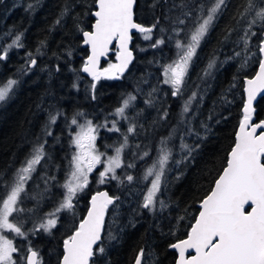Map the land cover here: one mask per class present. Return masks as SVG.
Masks as SVG:
<instances>
[{
	"label": "trees",
	"instance_id": "obj_1",
	"mask_svg": "<svg viewBox=\"0 0 264 264\" xmlns=\"http://www.w3.org/2000/svg\"><path fill=\"white\" fill-rule=\"evenodd\" d=\"M208 2L137 0L135 19L145 27L155 25L151 39L136 34L135 60L127 72L119 79L95 82L81 72L89 53L82 45V32L93 26L95 0H0V51L8 50L7 58L0 60V85L18 81L9 98L0 102V176L10 179L37 143H43L47 153L46 162L37 166L28 182L29 198L23 207L31 211L20 216L28 237L14 236L22 263L32 247L42 264H60L63 241L84 217L91 194L106 187L115 203L109 206L101 241L105 253L94 257L95 264H133L141 249L142 264H175L177 252L170 245L188 235L199 213V203L226 166L243 118L244 78L255 73L261 58L259 44L264 25H253L251 31L256 35L245 49L241 38L247 24L240 19L245 0H226L193 57L182 92L172 95L171 87L162 82L161 67L174 57L175 48L169 38H176L174 30L184 29L182 39L198 17L200 6ZM179 20L185 23L179 24ZM18 34H22L23 46L8 48ZM159 39L165 43L153 48ZM253 52L256 64L249 70L244 64ZM32 58L36 60L34 67L29 66ZM112 61L116 59L110 53L105 65ZM213 61L211 75H205ZM130 95L136 99L126 109L128 119L117 117L115 110ZM190 99V110L184 113V104ZM57 113L56 122L50 124V115ZM77 113L100 125V152H109L113 148L107 146L122 143V134L127 133L129 124H135L136 133L129 134L123 152L125 165L135 166L117 169L119 179L105 185L98 183L97 173L93 174L88 187L74 200L73 210L60 212L51 232L41 229L33 233L29 230L45 222L47 214L63 199L60 185L75 152L71 143L74 125L70 121ZM254 118L264 119V96L256 104ZM113 121L120 132L108 130ZM161 140H166L171 150L157 198L165 207L161 209L157 204L155 210H149L142 205L150 179L142 177L158 158ZM126 175L134 180L128 182ZM52 176L56 179L48 181L45 191L44 179Z\"/></svg>",
	"mask_w": 264,
	"mask_h": 264
},
{
	"label": "snow or ice",
	"instance_id": "obj_2",
	"mask_svg": "<svg viewBox=\"0 0 264 264\" xmlns=\"http://www.w3.org/2000/svg\"><path fill=\"white\" fill-rule=\"evenodd\" d=\"M136 2L137 0H95L97 10L93 13L96 17L93 30L83 31V43L90 48V54L81 69L82 72L88 73L93 81H99L101 78L119 79L128 69L133 59L129 48L133 30L144 34V39H151L155 25L145 27L135 22ZM225 6L226 0H209L207 6H200L198 17L193 20L192 27L182 39L180 33L184 29L174 30L176 38H169L172 40L175 53L171 62L161 66L162 82L171 87L173 96L182 92L193 57ZM186 15L190 16L191 13ZM240 19L247 24V29L241 38L247 49L250 36L256 35L251 31L253 25L258 21L264 25V0H245L241 5ZM57 23L60 21L57 20ZM178 23L184 24L185 21L179 20ZM21 35L18 34L8 48L22 47ZM164 43L163 39H159L152 44V47H159ZM7 51V49L0 51V60L7 58ZM110 52L114 54L117 63H109L107 67L101 68V58L108 57ZM259 52L264 55V39L260 40ZM29 55L31 56V53ZM35 65L36 60L31 59L29 66ZM214 67L215 62H210L205 75H211ZM17 84L16 80H8L0 85V102L9 98ZM92 89H95V83ZM246 92L244 118L239 126L227 167L215 181L210 194L201 202L199 215L195 219V224L191 226L187 239L170 246L178 250L176 264H264V121L252 123L253 101L264 93V59L259 62L256 76L247 80ZM195 96L196 94L193 93L192 99H195ZM92 98L95 99V96L93 95ZM135 99V96L130 95L123 101L122 106L115 110V114L127 120L126 109ZM190 104L191 99L185 102L184 113L190 110ZM59 115L60 113L50 115L49 123L54 124ZM83 115L77 113L70 121L71 125L77 126L78 131L71 140L75 152L70 161L69 171L64 183L60 185L64 189L63 199L59 201L53 212L47 214L48 218L45 222L29 230L33 233L41 229L51 232L57 224V214L64 210H73L74 200L88 187L89 177L98 166H103L98 172L100 184L107 180L119 179L117 169L135 166L131 163L125 165L123 160V152L128 147L129 134L136 133L135 124H129L127 133L122 134V143L118 146H107L112 147L115 153L108 155L107 152H100L96 146L97 129L100 125H93L92 121L87 119L81 124L77 116ZM166 115L167 113L165 117ZM115 123L116 121H113V127L108 130L120 132V128L115 127ZM103 126L107 127L106 124ZM47 134L51 135V132L48 131ZM183 147L188 148L187 145ZM188 151L191 152V149L188 148ZM143 155L147 156L148 153L145 152ZM46 156L44 144L37 143L10 179L3 180L0 176V264H18L20 248L4 233H12L16 237L27 239L28 232L23 229L20 216L26 211H31L23 207L24 200L29 198L28 182L32 179L37 166H40L42 161L46 162ZM170 157L171 150L167 146V141L161 140L158 158L145 169L142 177L145 181L151 178L143 208L155 210L157 204L161 209L165 207L164 202L157 199V193L161 190L162 177ZM55 179L54 176L44 179L45 191L48 181ZM125 179L132 182L134 177L126 175ZM31 198L36 199L35 196ZM114 203V198L107 192H98L92 196L86 218L80 221L74 233L63 241L61 264H95L94 257L105 253V247L100 243L101 234L108 206ZM110 238L114 237L110 236ZM189 250L194 251L195 254L186 255ZM27 252L23 264H42L36 250L29 247ZM143 257L144 250L141 249L135 264H142Z\"/></svg>",
	"mask_w": 264,
	"mask_h": 264
},
{
	"label": "water",
	"instance_id": "obj_3",
	"mask_svg": "<svg viewBox=\"0 0 264 264\" xmlns=\"http://www.w3.org/2000/svg\"><path fill=\"white\" fill-rule=\"evenodd\" d=\"M136 6V5H135ZM135 6H134V19H135ZM97 10V9H96ZM95 10V11H96ZM94 11V12H95ZM93 12V13H94ZM94 16V15H93ZM94 18L96 19V17L94 16ZM135 22L136 23H139L136 19H135ZM94 23H95V21H94ZM94 23H93V25H94ZM139 24H141V23H139ZM141 25H143V24H141ZM93 29L91 28V30H85V31H92ZM264 33V32H263ZM136 34H139V32H137L136 30H133V32H132V41H131V43L129 44V48H130V50L132 51V54H133V59H132V62L129 64V66H128V69H129V67L132 65V63L134 62V60H135V51H134V49H133V41H134V37H135V35ZM82 37H83V32H82ZM263 39H264V35H263ZM82 45L84 46V47H87L88 48V50H89V53H88V55L90 54V48L87 46V45H85L83 42H82ZM111 53V52H110ZM110 53H109V56L108 57H106V58H104V57H102L101 58V61H100V67L101 68H103V66L105 65V63H107L109 60H110ZM260 55H261V58H260V60L261 59H264V55H262L261 53H260ZM88 57V56H87ZM87 57H86V59H87ZM86 61V60H85ZM83 66V65H82ZM81 69H82V67H81ZM127 69V70H128ZM127 70L123 73V74H125L126 72H127ZM258 71H259V64H258V66H257V68H256V71H255V73L252 75V76H247V77H245L244 78V88H243V90H244V98H245V100H244V105H243V118H244V107L246 106V104H247V92H246V88H247V80H249V79H253L255 76H256V74L258 73ZM82 72V71H81ZM82 74H83V76L84 77H86V78H90V79H92V77L88 74V73H84V72H82ZM264 96V93H261L260 95H258L257 96V98H256V100H254L253 101V108H254V112H253V116H252V123H258L259 121H264V119H261V120H255V118H254V114H255V110H256V104H257V102L259 101V99L261 98V97H263ZM243 118H242V120H241V122L243 121ZM241 122L239 123V125H238V127H237V131H236V134H235V142H236V136H237V134H238V132H239V126H240V124H241ZM258 132H259V130H258ZM234 145H235V143H234ZM234 145H233V147H234ZM232 147V148H233ZM232 150V149H231ZM231 150H230V152H231ZM230 152L228 153V159H229V156H230ZM228 159H227V161H228ZM225 167H227V163H226V166ZM224 167V168H225ZM222 172H223V170H222ZM222 172L220 173V175L222 174ZM219 175V176H220ZM219 176H218V178H219ZM217 178V179H218ZM216 179V180H217ZM215 180V181H216ZM214 184H215V182H214ZM213 187H214V185H213ZM213 189V188H212ZM98 192H107L108 193V195L110 196V197H113L114 198V200H115V197L111 194V192L108 190V188H106V187H104V188H101V189H99V190H97V191H95V192H93L92 194H91V197H90V204H89V207H88V209H87V211H86V213H85V215H84V217L80 220V221H82L84 218H86V216H87V213H88V210H89V208H90V206H91V198H92V196H94V195H96ZM211 192V191H210ZM210 192H209V194H210ZM208 194V195H209ZM207 197V196H206ZM205 197V198H206ZM203 201V200H202ZM201 201V202H202ZM201 202L199 203V208L201 209ZM110 206V205H109ZM109 206H108V209H109ZM108 209H107V212H106V214H105V218H104V229H103V231H102V238H103V235H104V230H105V224H106V220H107V216H108ZM246 210H248L247 208H246ZM200 211V210H199ZM198 215H199V213H198ZM198 215H197V217H198ZM196 217V218H197ZM80 223V222H79ZM195 224V221H194V223L192 224V225H194ZM79 225V224H78ZM190 230H191V228H190ZM190 230H189V233H190ZM74 233V232H73ZM188 233V234H189ZM188 236V235H187ZM187 236L186 237H184V238H182V239H180V240H177V241H175L174 243H172V244H175V243H178V242H180L181 240H184V239H187ZM102 241V240H101ZM101 243V242H100ZM171 244V245H172ZM170 245V246H171ZM171 248V247H170ZM33 250H36V249H34V248H32ZM172 250H174V251H176L177 252V258H178V250H176V249H173V248H171ZM37 251V250H36ZM63 251H64V249H63ZM38 252V251H37ZM195 253H194V251H192V250H189V252L186 254V255H194ZM27 255H28V252H27ZM26 255V256H27ZM63 257V256H62ZM177 258H176V261H177ZM136 259H137V257H136ZM136 259H135V261H136ZM61 260H62V258H61ZM135 261H134V263L133 264H135ZM60 264H61V261H60ZM175 264H176V262H175Z\"/></svg>",
	"mask_w": 264,
	"mask_h": 264
},
{
	"label": "rangeland",
	"instance_id": "obj_4",
	"mask_svg": "<svg viewBox=\"0 0 264 264\" xmlns=\"http://www.w3.org/2000/svg\"><path fill=\"white\" fill-rule=\"evenodd\" d=\"M92 0H88V2H91ZM259 22V21H258ZM258 22L256 23V24H258ZM252 32H255L254 30L252 31ZM144 35V34H143ZM143 35H142V37H143ZM250 38H252V36H250ZM250 38H249V42H250ZM255 54H254V52H253V54H252V56L251 57H249L248 59H246V61H245V64H244V67L246 68V69H252V68H254V66H255V64H256V60H255ZM35 58V57H34ZM33 59V58H32ZM31 60V59H30ZM29 60V61H30ZM110 63H117V61H112V62H110ZM109 64V63H108ZM108 64H106V65H104L103 66V68H105V67H107L108 66ZM101 79H106V78H101ZM96 82V81H95ZM129 97V96H128ZM128 97L126 98V99H128ZM125 100V99H124ZM123 100V101H124ZM133 102V101H132ZM132 102L130 103V105L132 104ZM122 104H123V102H122ZM122 104H121V106H122ZM120 106V107H121ZM116 115V114H115ZM117 117H119V118H121L120 116H118V115H116ZM78 119V121L81 123V124H83L84 122H85V119H87V120H91L92 121V123H93V125H96V124H94V122H93V120L91 119V118H88V117H86V116H80V117H78L77 118ZM78 131V128H77V126L76 125H74V132H73V137H74V135H75V133ZM99 131H100V129H99V127H98V129H97V140H98V137H99V135H98V133H99ZM97 140H96V146H97V148H98V143H97ZM107 154L108 155H114L115 153H114V150H111V151H109V152H107ZM102 168H103V166L101 165V166H98L97 167V172H99V171H101L102 170ZM165 170H166V166H165ZM164 174H165V171H164ZM164 177V176H163ZM163 177H162V181H163ZM149 179H151V178H149ZM90 180H91V176L89 177V182H90ZM108 181H111V180H107L106 182H108ZM106 182L105 183H103L104 185L106 184ZM162 184V183H161ZM149 188H150V185H149ZM149 188H148V190H149ZM158 194H159V192L157 193V198H158ZM64 211H66V210H64ZM59 214L60 213H58L57 215L59 216ZM6 236H8V238H10V239H13L14 240V234H12V233H7V232H5L4 233ZM14 243H15V241H14ZM16 245V244H15ZM32 248V247H31ZM17 259H18V264H23L22 263V257L19 259L18 257H17ZM21 261V262H20Z\"/></svg>",
	"mask_w": 264,
	"mask_h": 264
},
{
	"label": "flooded vegetation",
	"instance_id": "obj_5",
	"mask_svg": "<svg viewBox=\"0 0 264 264\" xmlns=\"http://www.w3.org/2000/svg\"><path fill=\"white\" fill-rule=\"evenodd\" d=\"M98 135H99V133H98ZM95 173L98 174L97 169H96V171H94V172L91 174V176H92L93 174H95Z\"/></svg>",
	"mask_w": 264,
	"mask_h": 264
}]
</instances>
